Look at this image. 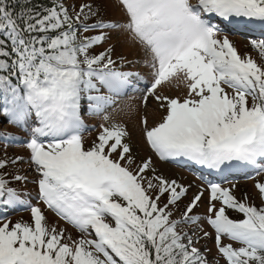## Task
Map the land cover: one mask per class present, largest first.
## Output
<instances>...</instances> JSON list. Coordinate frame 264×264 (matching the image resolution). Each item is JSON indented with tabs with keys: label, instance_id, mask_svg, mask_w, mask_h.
Masks as SVG:
<instances>
[{
	"label": "snow or ice",
	"instance_id": "snow-or-ice-1",
	"mask_svg": "<svg viewBox=\"0 0 264 264\" xmlns=\"http://www.w3.org/2000/svg\"><path fill=\"white\" fill-rule=\"evenodd\" d=\"M230 31L256 35L249 52ZM130 93L149 155L114 118L139 110L118 106ZM86 117L101 121L89 144ZM5 123L0 264H264V0H0ZM16 143L26 155L9 154ZM154 157L254 172L260 204L207 177L189 197ZM17 208L31 219L6 216Z\"/></svg>",
	"mask_w": 264,
	"mask_h": 264
},
{
	"label": "rangeland",
	"instance_id": "rangeland-1",
	"mask_svg": "<svg viewBox=\"0 0 264 264\" xmlns=\"http://www.w3.org/2000/svg\"><path fill=\"white\" fill-rule=\"evenodd\" d=\"M80 0H77V3H79ZM106 14L108 16L114 17V18H118L121 13L119 11L118 8L113 7L112 3L110 2L107 7H106ZM239 31H234V33H230L229 36L230 38L236 43L238 49L241 51V53L244 52H249L250 49L248 47V42L250 39L256 38V36H250L248 37L246 34H238ZM236 36V37H235ZM123 51L127 52L128 48L125 47L123 49ZM251 55H253L255 58H257L259 60L258 54L255 52H250ZM143 70V69H141ZM183 91V87H174V86H169L166 89V92H168L171 95H180ZM126 104H133V105H138L139 106V110L136 112H131V113H124V112H117L114 115V118L117 122H123L127 125L129 131L132 133V138H133V142L137 145H139V151H140V155H149L151 154L149 149L147 148L146 145L143 144V141L140 137V127H139V120L141 115L144 114V109L143 106L140 105L139 102V94L138 93H130L128 97H123L120 98L118 101V106L119 107H123ZM147 114L149 115V122L151 123L153 121V119H158L159 116L161 115V113L155 111V104L151 103L149 105V108L147 109ZM100 120L96 117H86V123L90 125L89 129L87 131L84 132V138L86 141V144L91 143L92 140H94L96 138V135L99 131V124H100ZM92 125H95V127H91ZM7 124H3L0 125V130H3L5 128H7ZM7 129H10V127H8ZM11 130L16 131V129L14 127H11ZM3 150V143L0 144V152H2ZM8 152L10 155L12 154H17V155H26V150L24 149V147L22 145H15L12 144L9 148H8ZM156 163H157V167L160 169L161 172L164 173V175L172 177V178H176L178 180H180L182 183H184L185 185H191V190L189 192V197H191V195L196 192L198 190L199 187L205 186V182L202 178V176L200 175H196L195 173H191L188 174L186 172L185 168H182L176 164H173L171 162H164V161H159L158 158H155ZM21 167L23 168H27V165H22ZM30 175H34V173H29ZM212 175H214V181L217 182V180L221 181V177L219 176V174L217 173H213ZM199 177H201V180L203 181V183L200 182V180L198 179ZM239 177V176H237ZM243 177V176H240ZM247 179V177H245ZM219 181V182H220ZM228 182V181H226ZM234 184L236 186V188L234 189L237 196H242L244 193H247L249 195V197L254 200L257 204H260V199L258 197V193L254 187L253 182H246V180L244 181H238V182H229V183H225L223 184V186H229ZM32 184H28L27 185V190H29L30 186ZM206 196L207 194H205V203L201 205L200 208L197 209V212L199 213H203L205 211V206H206ZM33 203H35V201H33ZM45 215L48 218L49 223H58L60 226L62 227H68L70 231H75L74 229H71L70 226L66 225L64 221L60 220L58 217L55 216V214L53 212H51V210L47 209L46 207H44L43 205H41ZM27 210V211H26ZM24 210L23 212H15L14 214H10V217L13 221L23 218L24 220H30L31 219V214L30 211L28 209ZM233 218H240V214L235 213V212H231L229 213ZM201 244L207 243V246L209 249H211V253H210V257L211 256H215L216 254V249L214 246V240H207L204 241L202 240L200 242ZM220 264H224L223 259L220 260Z\"/></svg>",
	"mask_w": 264,
	"mask_h": 264
},
{
	"label": "trees",
	"instance_id": "trees-1",
	"mask_svg": "<svg viewBox=\"0 0 264 264\" xmlns=\"http://www.w3.org/2000/svg\"><path fill=\"white\" fill-rule=\"evenodd\" d=\"M255 181H256V180H255ZM255 181H253V184H255ZM34 190H35V186H34V185H31V186H30V191L33 192ZM20 209H21V208H17V209H15V210H11V209H9V210H11V213L7 214L6 216H7L8 218L11 219L10 214H14L15 212H20Z\"/></svg>",
	"mask_w": 264,
	"mask_h": 264
}]
</instances>
